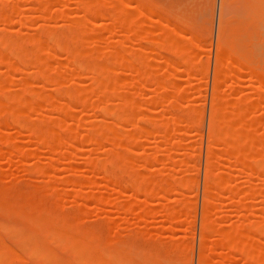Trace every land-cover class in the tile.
<instances>
[{"label": "rangeland", "instance_id": "374dc122", "mask_svg": "<svg viewBox=\"0 0 264 264\" xmlns=\"http://www.w3.org/2000/svg\"><path fill=\"white\" fill-rule=\"evenodd\" d=\"M9 1L11 0H0V5L3 3L8 5V3H10ZM15 1L17 5V8H14L15 12H11L9 19L0 21V36H17L25 38L37 37L38 34H40L39 32L42 31L41 29H43V31L44 28L46 30L48 29V31H53L54 28L59 30L61 27L70 26V19L83 23V28L79 29L81 35L79 39L75 41L80 53L95 60L100 66L106 65L114 74L112 81L117 89L112 86L114 87L112 91L115 89L116 93L112 94V92H110L112 94V96H110L111 94H109L108 91L103 92L104 106L109 107L112 105V108L113 106L116 107L120 102L118 99H120L121 95L124 96L129 91L131 92L134 87L139 89V85L135 86L137 83H140V87L143 84L145 85L141 87L143 92H139V96L141 93L142 95L140 97L138 96L139 98H136V101L143 104L145 106L143 108L145 109L132 112L131 121L134 123L136 122V124H138L137 127H139L133 128L127 120H120V122L118 121L119 123L115 124L117 126H113L114 128H112V138L114 139V137H116L120 139L119 141L121 142H119V144L123 143L122 145H124V147L128 146L132 149L131 152L126 155L125 161L133 162V164H135V170L140 173L146 181L144 184L145 189L152 188L153 184H158L163 181L166 182L167 185L165 188L163 187V191L160 188L161 190L158 189L156 193L147 194V192H142V190L137 193L129 192L124 188L123 190L120 188L122 187L121 184L117 187V182V184L109 183V185L114 184V186L111 185L108 186L109 188H105L103 187L105 182L103 183V180H100L101 175L98 176L100 177L99 180L97 179L98 182L95 181L96 179L94 180L97 182V184L95 183L94 185H82L77 187L67 183L69 180L85 181L88 180V178L90 179L91 175L95 176V173L86 169L84 162L94 157H103L102 155L105 153L104 149L106 151L107 149L114 150L115 148V151L117 152L122 151L121 148L123 146H117V139L116 146H113L112 142L109 145L105 143L101 145L100 143L96 149L92 150L93 152H89L91 150V147L89 149V145L79 143L81 144L79 146L80 150L73 151L74 154H69V151H67L69 150L68 147L65 148V145L63 144V146L61 145V148L59 147V150L54 153L55 155L53 154L54 156L49 155L46 149L41 147L38 148L34 156H29L23 160L22 158H16V154L13 153V151L11 152L12 154L9 153L8 151L12 150H8L9 147H0V186L5 189L12 188L13 191L16 190L15 193L22 194L39 193V195H42L46 191L53 193L54 198L50 201L54 205V208L60 212L61 219L59 221L53 220L52 222H48L46 225L47 228L56 231L58 229L61 233V231L64 230L62 227L61 229L58 228L60 222H64V224H70L71 222L74 223L73 218H79L78 220L80 222L78 224L85 226L88 229L95 227L98 231L97 233L103 239V244L100 245V249L103 248V250L100 252L99 249L98 252L100 253L97 252L98 264H108L105 261L108 259L105 249L109 244H121L123 240H128L129 243L130 239L132 242H135V244L134 242L132 243V246L136 245L133 247L134 250L142 251L145 248L144 251H146V255L143 256L142 260L146 261L147 264H199L200 250L203 247V242L207 243L209 246V243L215 238L214 234L217 231L229 230L231 232H236L239 231L240 226L245 225V227H247V224H251L253 221L257 223L253 222L251 224H254V227H256V225L260 228L264 227V79L260 80L261 76L256 78L255 76H250L248 73L249 71L246 68V66L252 67L253 69L258 67L259 73L264 75V61H261L262 59L264 60V0H255L257 1V4L254 2V9L251 11L249 17H245L246 14L242 10L241 4L239 5V0H226L228 2L226 3L227 6L225 5V13L223 12V16L221 12L223 0H124L126 1L127 7L122 3L113 2L112 0H85L87 3H94V6L89 7L90 9L92 8L91 11H94L95 13H89V11H85L87 12L85 13L84 10L81 11L82 9L79 8L78 5L76 6V0H44L45 3L42 8V15L35 11L36 4L26 0ZM91 3L88 4L91 5ZM11 4L13 5L14 3L11 2L8 5L9 8ZM237 4L240 8L237 7ZM146 7L149 10L151 9V14L140 15V13L144 12ZM162 7L164 9H161ZM111 9H114L113 11L117 10L119 14L118 16H121V14L125 16L126 25L123 24L121 27L116 25L115 20L117 21L118 18L116 13L115 16L113 15V19L116 18L115 20H112L111 15L109 17L105 16V11L108 12V10ZM101 11L106 18H104L102 14V16L100 15L99 12ZM178 21L179 23L181 22L182 25L176 23ZM239 21H242L244 24L241 23L244 26H256L255 30L258 28L259 31H253V27H250L252 29L250 32H252L253 35L257 33V37H253L252 35V39L256 45L251 41L253 44L251 48L256 50L253 49L256 52V59L257 61L260 60V63H256L257 61L254 62V60L250 61L253 59L250 55L252 59L249 57L247 58L252 64L247 62L248 59L245 58L244 60H247L245 61L247 64L245 66V63H240L242 64L240 66L241 69L238 66V69H235V67L221 65L222 67H219V72L216 69L218 67L216 66V61L219 54L217 46L220 23L222 22L223 26L228 30H232L234 26L237 31L236 24L240 27L243 26ZM175 25L182 26L183 29L180 27L182 31L174 34L175 32L173 31H177L173 30ZM171 26H173V29ZM176 26L175 29H178ZM240 27H238L239 30L244 28ZM131 30L135 31V33L139 32L141 37L138 36V34L134 36ZM228 32L227 30L225 31L226 34L230 35L231 32ZM163 36L168 40V43H175V47L178 50H174L171 53L169 44H166L167 42L165 43L166 45L164 43L162 45L161 42H159L161 43L159 44L157 41H161ZM231 37L236 38L235 35ZM231 37L225 35L224 41L229 42V38L231 41L226 45H223L224 49L228 50L234 47L232 44V47L229 46L233 41ZM76 38L77 37L74 35L73 40ZM261 39L263 44L258 43L257 41L260 40L259 42H261ZM147 41H149V43ZM42 42L43 49L52 54L53 51L50 50V42ZM153 42L155 44H153ZM151 45H155V47H152ZM159 45H162V50L159 48ZM254 46H256V48ZM111 49L113 51L114 49H116L115 51L126 50L129 54H137V56H139L140 64L142 65L141 68L144 73H146L145 75L149 74L148 76L150 78H154L151 79L152 82L145 76H141L140 78L142 79H136V74L131 70L133 67L131 69L130 67L128 68V66L131 65V60L130 56L126 55L127 53L125 54L126 57L124 56L127 61L124 60L120 63L115 61V63H112L114 65L107 63L109 62V58H102L101 55L106 51H112ZM166 49L170 51L167 52ZM24 51L33 52L36 51V48L29 45L25 47ZM156 51L157 53H160H158L159 56L162 55L164 62L163 58L162 61H160L161 59L158 60L157 56H154V54L157 55ZM54 54H56V57L55 55H50L52 59L55 57L54 60L48 59L47 70L50 73L48 74L50 76H57L59 74L64 76L67 73L66 77H69L70 72L73 74L74 69L72 68L71 71L70 69L72 66L63 61V55L61 52L59 53L57 51ZM112 55L116 54L112 53ZM167 58H171V60H173V62L176 61L177 64L173 62V64L168 63L171 65L169 66L165 60ZM187 58L188 60H186ZM184 61L189 63V72L182 70V62ZM2 66L3 65L0 66V75L2 72L4 75L2 74L3 76L1 77L7 76L8 73V76L11 75L9 79L11 82L6 84V90L4 93L9 96L17 95L22 101L26 102L32 100L33 97L35 98L36 96L49 98L55 97V102L58 100L64 102V99H59V97L62 96L59 93L61 89L62 92H64V90L67 92L73 89L82 91L87 88L85 86L90 84L87 73H83V75L80 76L75 74L76 77L74 76L71 79V75V77H69V83L65 80L64 83H66V85L59 89L60 91L58 90L56 92V87L51 83L42 82V84L40 81L36 82L35 80L26 81L22 74L32 71V68H29L27 64L17 63L15 71H10L8 73H5L7 72L4 71L6 68ZM133 66H135V63ZM229 68L232 70L235 69V73ZM22 71L25 72L23 73ZM227 72L228 74H226ZM229 73L233 74L229 75ZM236 73L240 75H237ZM235 75L239 76V79H237L238 81L233 80L235 79ZM231 77H233V79ZM156 79L157 81L159 80V82H157ZM153 80L157 83H154ZM15 84H20L24 90H38V88L39 90L36 94H23L22 92L24 91ZM159 84L161 85L159 86ZM156 87H164L166 88V92L162 93L165 90L161 88V90H159V88ZM157 89L159 90V93L160 91L162 92L158 94ZM167 89H169L170 92H168ZM155 91L156 95H153L155 94ZM106 92L108 93L107 95ZM115 94L116 96L118 95V98H115ZM157 94L158 96L163 94L168 99H162V96H160V99ZM87 96L90 100L94 99L90 95ZM153 98L161 100L159 101L161 104L167 103L169 99H174L176 102L177 99L175 104L174 101L171 100L172 103H170V105L172 104V107L173 104L175 106L180 104V110H178L179 113L175 111V108L173 109L174 106L172 109L168 110L165 108L166 106L168 107L167 104L166 106H161L157 100L156 102L158 103H154ZM261 99H263V102ZM162 100H165L166 102ZM248 101H251L250 106H246ZM214 104H216L215 114L217 115V118L213 117L212 108ZM231 105H234L235 108L241 112V117L239 116L238 121L236 120V125L239 126L238 123H240V126H242H239L238 128L236 126V129H239L238 132L236 131L237 133L233 134L231 132L233 142L232 150L235 151L238 145L245 140L243 143L246 145L242 143L246 146L245 149L253 151V153L255 152V155L253 154L254 157L244 158L246 161L243 160L240 162L242 165H230V159L227 164L226 161H223L225 160V157L223 158V156V159H221L218 155H208L210 151V149L208 151V148L211 145H215V147L211 146V148H214L216 153H220L218 151H222L223 149L221 146L222 144L220 145L217 142L214 143L210 141L208 128L213 122L220 133H226L225 131L228 127L229 118L234 117L229 110ZM79 108L80 106L78 105H74L73 107V113L76 111L75 115L77 118L74 115V119L64 120L68 124L67 127L70 128L69 130L71 134H69H73V137L75 136L77 141L78 139L80 140V137H84L86 134L85 132L87 131L86 129H88L94 118H98V112L96 110L89 108H83V110H81V108L79 111ZM49 109L48 106L47 109L46 106H42V108L38 110V113L26 112L27 120L35 122L43 119L44 122L55 124L59 121L60 113L48 112L47 110ZM171 110L176 112L177 115ZM168 111L171 113V116L175 117H171ZM112 113H115V111ZM78 115L80 116V119L78 118ZM242 115L244 116L242 117ZM153 119H155L156 124L160 120L161 124L166 123L169 125V128L167 127L168 130L165 138H160L156 135V132V134L154 133V129L152 128L156 126V124L153 123L155 121L152 122ZM247 121H251V123H247ZM229 123L232 124V126L235 124L231 122ZM241 124H244V126ZM144 129H146V131L149 130L148 132L152 133L147 134L145 133L146 131L144 132ZM3 131H6V134L9 135L16 147L20 146L22 148L23 145V148H28L27 150H29V148L32 150L35 147V144L32 143L35 140L31 138V141L30 137L27 138L28 135L26 136L27 133L25 131L15 132L13 129H6ZM128 132H133L132 137L136 138L135 143H131L133 147L132 145L129 146V144H126L124 139H121V136ZM153 133L154 135H152ZM240 134L246 135V138L242 140L243 138L241 139ZM250 135L254 139H252ZM76 138L74 140H76ZM247 138H251L252 140H249L250 142H248ZM130 140L128 138L127 142L129 143ZM115 141L116 139L113 140V142ZM11 142H9V146H11V144L14 146ZM132 142H134V140ZM31 143L34 145H32L33 148ZM249 143H252L253 145H250ZM76 144L78 145V143ZM110 145H112V148H110ZM250 146H252L251 149L249 148ZM164 148L167 150L165 151ZM164 151L166 153H164ZM146 153H148V158L151 160L149 162L148 158L146 161L143 158V154H145L146 157ZM151 155L153 158H150ZM239 159L241 158L239 157ZM247 160H249V162H247ZM21 161L29 168H32L33 166L44 168L45 166L47 174L21 173V166L23 165ZM243 164L246 165L243 166ZM68 167L74 168L72 169L73 171L68 173H66V171L64 172ZM127 168L129 169L130 166H127ZM207 168H209V176L213 180L219 178L222 182H226L229 188L227 187V189L224 188L226 186H220L221 188H213L211 192L206 194L205 176ZM138 173L137 175H139ZM122 176L123 172L121 173V170L120 172H116V177L119 178ZM233 186L236 193L233 192L232 195L229 192L234 191V188L232 189ZM110 187H112L111 190ZM246 187H251L250 189L254 188L253 192L249 190L250 193L248 194L251 195V193H255L256 195L252 194L250 196L246 193L247 196L244 195V200L242 195L245 194L243 193V190ZM245 191L246 190H244V192ZM257 191L260 192L258 193ZM215 192L217 196L215 195ZM130 193L132 197L129 196ZM82 194L105 196L109 199V205L95 202L89 196L81 197ZM71 200L76 204L72 203ZM129 200L136 201L140 205L146 203V208L142 210L140 209V211L134 208L132 212L128 213L124 211V208L119 207V204H123L124 202L126 204V201ZM204 200L207 201L206 215L209 218V230L206 238L202 237L201 232ZM243 204L246 206L248 205L247 208L249 207L252 209V212L247 209L250 215L241 209ZM163 206L166 208L165 210L174 212L173 214L180 211V209H183V211H180L183 212V214H180V212L176 213V215L178 214L177 216H179L177 221L174 223H168L162 217ZM43 209L47 212L48 210H51L52 207L45 206ZM2 213L3 211L0 210V215ZM243 215L247 218L246 220L243 219ZM258 227H256V231L258 230ZM129 234L131 235L129 236ZM256 234L257 233H253L255 239L263 242V234L258 233L259 236ZM128 236L130 239L127 238ZM2 237L6 245H8V247L10 246L11 250L19 253V249L14 245L15 241L8 238L6 235H3ZM61 239H63V236ZM163 245H173L177 248V251L167 255L161 253L157 248ZM262 246L264 248V242ZM223 251L224 249L216 247L208 249L207 252L209 255L207 256L206 264H258L257 262L246 263L238 251H232L228 255H223ZM229 256L231 258H229ZM122 258L125 262L119 263L114 261L113 264L140 263L137 254L131 255L126 252ZM28 264L41 263L37 260H30Z\"/></svg>", "mask_w": 264, "mask_h": 264}, {"label": "bare ground", "instance_id": "6f19581e", "mask_svg": "<svg viewBox=\"0 0 264 264\" xmlns=\"http://www.w3.org/2000/svg\"><path fill=\"white\" fill-rule=\"evenodd\" d=\"M26 1L36 4V10L35 11L39 12L40 15L43 14L42 8L44 7V3H45L44 0H26ZM96 1H99V0H96ZM112 1L122 3L125 7H127L126 1H124V0H112ZM239 1H240V3L238 2L239 5L241 4L242 10L246 14L245 17H249V15H251V11H253V9H254L253 8L254 2L257 4V1H255V0H239ZM9 2L10 3L13 2L14 6L11 4L12 7L10 6V8H9L8 5L10 3H8V5H5L4 3L2 5H0V21L9 19L11 12L12 11L15 12L14 8L15 9L17 8L15 0H11ZM76 2H77V4H76ZM76 2H75L76 6L78 5V7L82 9L81 11L84 10V12L89 11V13H95L94 11H91L92 8L90 9V7H89V6H94V3L92 4L91 2H88L89 4L91 3V5H89L87 3V1L85 2V0H78V1L76 0ZM227 2L228 1L223 0L222 9H221L222 16H223V12L225 13V7L227 6V4H226ZM237 7H239L238 4H237ZM161 9H164V8L162 7ZM113 10L114 9L108 10V12L105 11L106 12L105 16L109 17L111 15L112 20H115L116 18L113 19V15L115 16L117 14V16H118L119 14H118L117 10H115L116 12ZM150 10L147 9V7H146L144 12L140 13V15L151 14ZM239 11H240V9H239ZM87 12H85V13H87ZM97 12H98V10H97ZM248 12H249V14H248ZM99 13L101 15L102 11ZM102 15L104 16V14H102ZM242 15H244V14H242ZM95 16H98V15H95ZM105 16H104V18H106ZM118 18H117V21L115 20L116 25L118 27H121L123 24L126 25L125 16L123 14H121V16H118ZM241 22H240V24L243 25L244 23L242 22L243 23L242 24ZM69 23L71 24L70 26L61 27L60 29L58 28L59 30H56L54 28L53 31H51V30L48 31V29L46 30L44 28V31H43V29H41L42 31L39 32L40 34H38L37 37L25 38V37H17V36H0V66L3 65L2 67L6 68L4 71H7V72H5V73H8L10 71L11 72L15 71V67H16L17 63L27 64L29 66V68H32V71L29 73L28 72L26 73L25 71H24L25 72L24 73L22 71L24 74H22V72H21V74L24 75V78L26 81H29V80L34 81L35 80L36 82L40 81L41 83L42 82L43 83L47 82L49 84L51 83V84H53V86L56 87L55 88L56 92L59 89H61L64 85H66V83H64L65 80H67L66 82L69 83V81H70L69 77H71V75H72V77H71V79H72L74 76L76 77V75L80 76V75H83V73L84 74L87 73L88 80H90V84H88L89 87H88V85L85 86L87 88L82 90V91H80L78 89H73V90H70L67 92H65V90H64V92H62V89H61V91L59 90L60 95H62L59 97V99L60 98L64 99V102H60L59 100L55 102V100H56L55 97L49 98V97H41V96L40 97L36 96L35 98L33 97L32 100H28L26 102V101H22L20 99V97L17 95L9 96V95L4 93L6 90V84L11 82V80H9L11 75L8 76V74H9L8 73L7 76L1 77L4 75L2 72L3 75L2 74L0 75V128H1L0 129V134H1V136H0V147H4V148L9 147L8 150L12 149L8 152L11 153L13 151V153L16 154V158H20V159L22 158V160H23L29 156L30 157L34 156L36 151L38 150V148H41V147L45 148L46 151L49 153V155L54 156L55 155L54 153H56L59 150V147L61 148L62 144L65 145L64 146L65 148L68 147L69 150H67V149L66 150L69 151V154H72V153L74 154L73 151L80 150L79 146L81 144H79V143H84L85 145H89V149L91 147V150L89 152H91L92 150L96 149V147H98V145L100 143H101V145H103L104 143L109 145L112 142L113 146L116 144L118 138H116V137H114V139L112 138V128L117 126L115 124L119 123L120 120H127L128 123L131 124V126L133 128L139 127V126L137 127L138 124H136V122L135 123L132 122L131 119H132V112H135V111L137 112L138 110L140 111V109H145V108H143V107H145L143 104L139 103V101H136V98H139L142 95V93H141V95L139 96V92H141L143 90V89H141V87L144 84L140 87V83L138 84L136 82L137 85H135V86L139 85L138 86L139 89L137 87L136 88L134 87V89L131 90V92L129 91L124 96L121 95L122 97L120 96V99H118V100H120V102L117 101L119 103L117 104L116 107L113 106V108H112L111 107L112 105H110L109 107L104 106L103 105V103H104V99H103L104 93L103 92L108 91L109 94H111L110 92H112V94L116 93L115 89H117V88L113 85V81H112V77L114 74L110 70V68L107 67L106 65L100 66L95 60H93L87 56H84L80 53V51L77 47V44H75V41L78 40L80 35H81V32L79 31V29L83 28L82 27L83 23H80L79 21L78 22L73 21V19H70ZM176 23L181 24V22L179 23V21ZM175 26H174V29H173V26H171V28L173 30H177V31H173L172 29H170L173 32H175L174 34L182 31L181 30L182 26H176V28H178V29H175ZM235 26L237 27V31H236V28L234 26H233V28L229 27V28H232V30L235 28L233 31L231 29H229L230 30L229 31L225 26H223L222 22L220 23L219 34H218L219 40H218V46H217L218 50H219L218 51L219 54H218L217 61H216V64H217L216 66H218L216 69L219 72H220L219 67H222L221 65H224V66L228 65L229 67H233V68L235 67V69H238V67H239L241 69L240 66L242 64H240V63H245V61H247V60H244V59L247 57H249L251 59L253 57V59L250 61H253V60H254V62L257 61V59H256L257 56H256V52H255L256 50L253 48L255 50L254 51L251 48L254 44V41L252 39L253 33L250 31H252V29H253V31H259L258 28H257V30H255L256 26L255 27L252 26L253 27L252 28L250 25V27L252 28L251 29L249 26L243 25L242 27H244V28L240 29L241 30L240 31L238 29V27H240V26H238L237 24ZM242 27H240V28H242ZM139 30H140V28H139ZM226 30H227V32L229 31L228 33H230L231 31L233 33L231 32L230 35L226 34L225 33ZM131 31H132V34L134 36H136L137 34H138V36L141 35L139 32L135 33V31H133V30H131ZM224 33L226 36L227 35L230 37L234 36V35L236 36V38L231 37L233 41L230 43L229 46H231V44L234 45V47L232 49H228V50L224 49L223 45H226L227 43H229L231 41L230 38H229L230 40L228 39L229 42L224 41V39H225ZM254 34H255V32H254ZM256 34L253 35V37L256 36ZM74 35L77 38L73 40ZM162 38L164 40L161 39V41L159 40L157 42L158 43L161 42L162 45H163V43L165 44L167 42L166 44L167 45L169 44L171 53L174 50L175 51L178 50L175 47V43H168V40H166V38L164 36ZM226 38H228V37H226ZM42 41L50 42V44H51L50 50L53 51L52 54L49 52H46L43 49V47H42L43 42ZM234 41H236V42H234ZM251 41H253V44L251 43ZM257 41H258V43H262V39H261V42H259L260 40H257ZM147 42L149 43V41H147ZM154 42H153V44L157 43V42H155V43ZM224 42H225V44H224ZM161 43H159V44H161ZM29 45L34 46L36 48V51H33V52L24 51L25 47H27ZM156 45H158V44H156ZM162 45H159L160 46L159 48H161ZM254 45H256V44H254ZM153 46L155 47V45H153ZM254 47L256 48V46H254ZM263 49H264V47H263ZM115 50L116 49H114V51L109 50V51L104 52L101 55L102 58H104V57L109 58V62H107V63L114 65V64H112L113 62L114 63H115V61L117 63H120L121 61L123 62L124 60H126V58H125L126 55H129L130 60H131V65L130 66L127 65V66H128V68L130 67V69L133 67L131 70L134 71V73L136 74V76H135L136 79H138V78L142 79V78H140L141 76L142 77L145 76L146 78H149V80L154 79V78H150L148 76L149 74L145 75L146 73H144V71L141 68L142 65L140 64V60L138 58L139 56H137V54L130 53L131 54L130 55L129 52L127 53L126 50L125 51H121V50L115 51ZM161 50H162V48H161ZM170 50H167V52ZM225 50H226V52H225ZM57 51L59 53L61 52V54L63 55V61L66 64L69 63L72 66L70 70L72 71V68L74 69L73 74H71L72 72L69 73L70 75L68 74L69 77H66L67 73L64 76H61L62 74L61 75L56 74L57 76H54V75L50 76L49 75L50 73L47 70V65H48L47 63L49 62L48 59H52L51 56H54V55L56 57V54H54V53ZM157 51H158V49H157ZM157 51H156V53H157ZM222 51H224V52H222ZM111 52L113 54L115 53L116 55H112ZM158 53H157V55L154 54V56H157V59L158 60L161 59L160 61H162L163 57H162V55L159 56ZM260 54H262V53H260ZM172 55L175 56L174 54H172ZM55 57H53L52 60H54ZM165 60H166L167 64L173 62V60H171V58H167ZM186 60H188V58ZM259 61L260 60H258L256 63H258ZM261 61L263 62L264 60L262 59ZM133 62L135 63V66H133L134 65ZM163 62H164V58H163ZM247 62H249V59ZM173 63L177 64L176 61H174ZM249 63H251V62H249ZM129 64H130V62H129ZM246 64L247 63H245V66H246ZM251 64H249V65L252 66ZM168 65L171 66L170 64H168ZM182 68H183L182 70H184L185 72L186 71L189 72L190 71L189 63L187 61L182 62ZM246 68L249 71V72L248 71L247 72L249 73L250 76H255V78L261 76L260 80L264 79V75L259 73L258 67H255V69H253L252 67L246 66ZM235 69H233V70L230 69V70L234 71V73H235ZM240 69H239V71H240ZM230 70H229V72H230ZM236 71H238V70H236ZM230 73H229V75L233 74V73L232 74H230ZM226 74H228V72ZM237 75H240V74H237ZM237 75H235V77H234L235 79H233V77H231V78L233 80L238 81L237 79H239V76H237ZM236 76H237V78H236ZM153 81L155 83L157 81V79H156V81L155 80H153ZM151 82H152V80H151ZM157 82H159V80ZM260 82H262V81H260ZM263 82H264V80H263ZM154 83H151V84H154ZM15 85L24 91V92H22L23 94H31V93L36 94V92H38V90H39V88H38V90H34V89L24 90V88L21 87L20 84H15ZM160 85L161 84H159V86ZM112 86L115 87V89H114L115 92L112 91L114 88ZM156 88H159V87H156ZM160 88H159V90H161V89L165 90L166 89L164 87H162L161 89ZM153 89H155V88H153ZM169 89H167L168 92H170ZM159 90L157 91L158 94H160L162 92V91H160V93H159ZM165 92H166V90L163 91L162 93H165ZM107 94L108 93L106 92V95ZM112 94L110 96H112ZM158 94H157V96H158ZM87 95H90L94 99L93 100H90V98L88 99ZM153 95H156V91H155V94H153ZM117 96L115 94V98ZM157 96H155V97H157ZM160 96H162V99H164V98H165V100L168 99L163 94H161ZM160 96H158V97L160 98ZM261 96H263V95H261ZM157 98L156 99L153 98L154 103H158L159 101H161V100H157ZM263 99H261V101ZM156 100L158 102H156ZM165 100H162V101L166 102ZM171 100L174 101V104L177 102V99H176V102L174 99H169L168 101H170V102H168V101H167V103L162 102L163 104H161V102H159V103L161 104V106H163V105L166 106V104H167L169 107L170 103H172ZM58 102H60V103H58ZM250 102L251 101H248V103H247L248 105L246 104V106H250ZM174 104H173L174 107L173 106L172 107H173V109L175 108L176 112H178V110H180V108H179L180 104H178V106L176 105L177 107ZM74 105L80 106L79 111L81 108H82L81 110H83V108L84 109L89 108L92 110H96L98 112V118H96V119L94 118L95 121L93 120L94 122L92 121L91 124L89 123L90 124L89 127L87 125L88 129H86L87 130L85 132L86 134L84 135V137L82 136L83 138L79 136L80 140L78 139V141H77V138L75 136L74 137L76 138V140H74L75 138L73 137V134L70 135L71 134L70 130H69L70 128L67 127L68 124L64 121L65 119H68V120L74 119V117L76 116L75 115L76 111H74V113H73ZM171 105L169 108L167 106L165 108L170 110V109H172ZM42 106H46V109L48 106V108H50L49 110H47L48 112L60 113V117L58 119L59 121L56 122L55 124H50L49 122H44L43 119L37 120L35 122L28 121L27 117H26V112L38 113V110L41 109ZM215 108H216V104H214L212 110H213V117L217 118V115L215 114V112H216ZM112 110L115 111V113H112L113 112ZM229 110H230L231 114L234 116V117L229 118V122L235 123V124L232 126V124H230L228 122V127L226 128V131H225L226 133H223V134L220 133L217 130V126H215V124L213 122L210 124V126L208 128V135H209L210 141H212L214 143L217 142L220 145L222 144L221 146L223 147L224 150L222 149V151H218L220 153H216L214 151V148H211V146L215 147V145H211L208 148V151L210 149L209 154L208 153L207 154L210 156H212V155L217 156L218 155L219 158H221V159H223L225 157L224 158L225 160H223V161H226V163L230 159V161H229L230 165L231 164L232 165H238V164L242 165V163H240V162H242L243 160L246 161V159H244V158L254 157L253 154L255 152L253 153V151L245 149L246 144L243 142H245L244 139L246 138V135H243V134H240L241 139L243 138L242 140H244L243 142H241L239 144L241 147L238 145V147L235 149V151L232 150L233 149L232 148L233 142H232L231 132L233 134H235L239 131V129L238 130L236 129V126H237L236 122L239 119L238 117L239 116L241 117V115H240L241 112L237 108H235L234 105H231L229 107ZM171 111H173V110H171ZM176 112H174V114ZM174 114H172V115H174ZM169 115L171 116V113ZM176 115H177V113H176ZM94 116H97V115H94ZM243 116L244 115H242V117ZM79 117L80 116L78 115V118ZM171 117L174 118L175 116H171ZM76 118H77V116H76ZM108 119H110L111 121ZM153 121H155V119H153L152 122ZM157 121H158V119H157ZM153 123L156 124V121ZM247 123H251V121H249V122L247 121ZM166 125H167L166 123L161 124V122L159 120V122H157L156 126H154L155 128L153 127L152 129H154V133L156 132L157 134L156 133L155 134L158 135V137L165 138V136L167 134V130L169 128L168 127L169 125H167V126ZM238 125L240 126V123H238ZM241 125L244 126V124H241ZM239 126H237V128ZM240 127H242V126H240ZM6 129H8V130L13 129L15 132L25 131L27 133L26 136L28 135L27 138L30 137V139L33 138L35 140L32 142L35 144V147L33 148L34 145L32 143H31V146L33 145L32 150L30 148H29V150H27L28 148L27 149L23 148V145H22V148L20 146L16 147L15 143H13L12 139H10L9 135L6 134V131L5 132L3 131ZM113 131H114V129H113ZM145 131H146V129H144V132ZM148 131H146L145 133H147V134L152 133V132H148ZM154 133L152 135H154ZM132 134H133V132H128V133H124V135L121 136L122 137L121 139H124L126 144H129V146L132 145L131 143L134 144L135 140H136V138L132 137ZM113 136H115V135H113ZM250 137L252 138L251 135H250ZM128 138H129V140L132 139V140H130L129 143L127 142ZM251 138H247V141L250 142L249 140L254 139V138H252V139ZM112 139L113 140L116 139V141L113 142ZM119 140L120 139H118V142H117L118 145L116 144L117 146L123 144V143L119 144V142H121ZM133 140H134V142H132ZM31 141H32V139H31ZM75 141H77V142H75ZM9 142L13 143L14 146L12 144H11V146H9V144H10ZM76 143H78V145ZM242 143L245 145H243ZM249 144L253 145L252 143H249ZM112 145H110V148H112L111 147ZM122 146H121L122 151H120V152L115 151V148H114V150L107 149L106 151L104 149L105 153L103 152L104 153L102 155L103 157H100V156L98 158L94 157V158H91V159L86 160L84 162L86 169H88L92 173H95L97 176L91 175L90 176L91 178L90 179L88 178V180H85V181L69 180L67 183L69 185L77 186V187H80L82 185H94L95 183L97 184V182H98L97 179L99 180V178H100L98 176L101 175L100 180H103V183L105 182V184H103V187H105V188H109L108 186H111V185L114 186V184L117 182L118 183L117 187H119L121 184L122 187H120V188H122V189L124 188L125 190H128L129 192L131 191L132 193L133 192L137 193L138 191L142 190V192L145 191V192H147V194H152V193H156V191H158V189H160V188L163 191V187L165 188V186L167 185L166 182H164V181L160 182L158 184H153L152 188L145 189L144 184L146 181L144 180V177L135 170V166H134L135 164H133V162L125 161L126 155L129 152H131L132 149H130V147H128V146H126V147H124V145H122ZM242 146H243V148H242ZM132 147H133V145H132ZM251 147L252 146H250L249 148L251 149ZM108 148H109V146H108ZM166 150L167 149H165V151ZM246 150L250 151L252 155L250 154V152H247ZM165 151H164V153H166ZM148 153H146V157H145V154H143L144 157L142 156L145 159V161L149 156ZM151 156H150V158H153V156L152 157ZM222 156H223V158H222ZM239 157L241 159H239ZM144 159H142V160H144ZM149 161H151V160L148 158V162ZM247 162H249V160H247ZM21 163H22V161H21ZM223 163H225V162H223ZM22 164L23 165L21 166L22 167L21 173H26V174L27 173L28 174L36 173V174H40V175H46L47 174V171H46L47 169H45V166H44V168L34 167V166L32 168L31 167L29 168V167L25 166L24 163H22ZM47 165H48V163H47ZM245 165L243 164V166H245ZM127 166H130V168L128 169ZM50 167H51V165H50ZM46 168H47V166H46ZM72 169H74V168L68 167L67 169L64 170V172L66 171V173H68L70 171H73ZM208 169L209 168L206 169L207 172H206V176H205L206 177L205 178L206 194L211 192V190H213V188L217 189V187H220V186H226L224 188H227V187L229 188V186L226 184V182H222L221 180H219V178L213 180L209 176L210 170H208ZM117 170H119V171H117ZM120 170H121V173L123 172V176L118 178V177H116V172H120ZM137 173L139 175H137ZM94 180L97 182H95ZM111 180H113V181L116 180V181L113 182ZM109 183H114V184L109 185ZM7 187H9V186H7ZM111 188L112 187H110V190H111ZM233 188H234V186L232 187V189ZM246 188H248V187H246ZM246 188H244V190H246L247 192L246 191L244 192V190H243V193H245L242 195L243 199L245 196H247L248 193H250V191L253 192V189H254V188L250 189L251 187L248 189H246ZM233 190L234 191L229 192L232 195H233V192L236 193L235 188ZM257 190H258V188H257ZM15 191H13L12 188L5 189L2 186H0V210L3 211V213L0 215V264H28V262L30 260H37L41 264H98L97 252L100 249V245L103 244L102 243L103 239H102V237L99 236V234L97 233L98 231L95 229V227H92V229H88L87 227L81 226L78 224L80 222L78 220L79 218L78 219L73 218L75 224L73 222H71L70 224H64V222H60V226L58 228L61 229V227H62L64 230V231H61V233L59 232L58 229H57V231L51 230V229L47 228V226H46L47 223L52 222L53 220L59 221L61 219L60 212L54 208V205L50 201V200H53V198H54L53 193L46 191L42 195H39V193L38 194H36V193L27 194L26 193L27 194L26 195L24 193L23 194L22 193H15ZM216 192H217V190H216ZM216 192H215V195L217 196ZM257 192L259 193L260 191H257ZM252 194H255V193H251V195ZM248 195H250V194H248ZM262 195H263V193H262ZM84 196H89L95 202L109 205V203H108L109 199H107L105 196L83 195L82 194L81 197H84ZM129 196L132 197L131 193ZM71 201H72V203H75L73 200H71ZM245 204H243L244 206L242 205L243 207L241 206V209L244 210L245 213H248L252 209H250L249 207L247 208L248 205L246 206ZM119 205H120L119 207L124 208V211H126L128 213L132 212L134 208H136V210H138V211H140V209L142 210V209L146 208V203H143L142 205H140L138 202L133 201V200L126 201V204L124 202L123 204H119ZM45 206L52 207V209L45 212L43 209ZM206 206H207V201L204 200V203H203V219H202V225H201V232H202L203 238L207 237L208 230H209V226H208L209 218L206 215V209H207ZM210 206H211V204H210ZM210 206H209V209H210ZM263 206H264V204H263ZM165 209L166 208H164V206H163L162 217L168 223H170V222L174 223L175 221H177L179 216H177L178 214L176 215V213L183 211V209L182 210L180 209V211H177L175 214H173L174 212L167 211ZM247 209H249V211ZM244 211H241V212H244ZM181 213L183 214V212H180V214ZM252 215H253V213H252ZM243 216H242V218H243ZM243 219L246 220L247 218L244 216ZM253 222H255V221H253ZM251 224H247V227H245V225L240 226L239 231H236V232H231L229 230L217 231L214 234L215 238L209 243V246L207 245V243L203 242V247L200 250L199 264H206L207 256L209 255L207 250L212 249L213 247L224 249L223 255L224 254L228 255L232 251H238L242 255V257L246 263L257 262L258 264H264V248L262 246L264 240H262L263 242H260V240L258 241V239H255V237H254L255 234L253 236V233H257V234L262 233L263 234L262 236H264V227L260 228L256 225V227H258V230H257L258 232H257L255 230L257 228L254 227V224L253 225H251ZM3 235L8 236V238H11L13 241H15L14 245H16V247L19 249V253L11 250L10 246L8 247V245H6V243L4 242L3 237H2ZM130 235L131 234H129V236ZM62 236H63V239H61ZM129 236L127 238L130 239ZM258 236H259V234H258ZM6 240H8V239H6ZM133 242L130 239L129 243H128V240H123L121 242V244L120 243L119 244L118 243L109 244V246L105 249V251L107 252V255H108V259L105 260L106 263L113 264L114 261L119 262V263L125 262V260L122 257L127 252L131 255L137 254L139 259H140L139 264H147L146 261L142 260L143 256L146 255L145 254L146 251H144L145 248L142 251H140V250L136 251L133 248L136 245L132 246ZM134 244H135V242H134ZM138 249H140V248H138ZM157 249L159 252L164 253L166 255L172 254V253L177 251V248L173 245H163V246H159ZM101 250H103V248L100 249V252H101ZM100 252H98V253H100ZM229 258H231V257L229 256Z\"/></svg>", "mask_w": 264, "mask_h": 264}]
</instances>
